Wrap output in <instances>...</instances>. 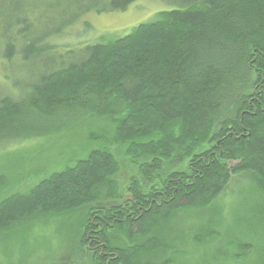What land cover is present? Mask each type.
<instances>
[{"label":"trees","instance_id":"1","mask_svg":"<svg viewBox=\"0 0 264 264\" xmlns=\"http://www.w3.org/2000/svg\"><path fill=\"white\" fill-rule=\"evenodd\" d=\"M137 1L0 0L3 81L31 69L24 82L0 86V147L82 118L111 124L86 133L98 146L74 165L1 200L0 231L37 214L80 211L81 262L172 264L163 258L175 250L168 218L211 205L245 174L260 204L248 206L250 228L228 244L234 251L224 246L213 258L246 264L264 228V0H176L121 38L65 51L53 43L86 15ZM113 146L136 169L125 198ZM216 238L207 228L194 240Z\"/></svg>","mask_w":264,"mask_h":264},{"label":"rangeland","instance_id":"2","mask_svg":"<svg viewBox=\"0 0 264 264\" xmlns=\"http://www.w3.org/2000/svg\"><path fill=\"white\" fill-rule=\"evenodd\" d=\"M176 0H138L125 12L109 14H88L64 35L54 40L59 49H74L93 43L101 38H121L136 26L153 21L159 11L176 8ZM87 25V26H86ZM1 63V62H0ZM4 68L8 69L4 71ZM10 71L0 64V86L12 87L14 82H24L31 69L21 70L12 81H3V73ZM8 75V74H7ZM111 129L106 120L82 118L69 127L51 135L29 139L18 144L0 147V201L14 193H24L51 173L71 167L88 150L97 147L89 142L86 133ZM119 164L117 181L122 197L136 169L129 164L120 146L111 148ZM131 167V168H130ZM260 193L252 185L249 175L233 178L223 195L211 205L203 208L175 212L168 218L164 228L167 242L174 246V252L167 251L172 264H200L203 261L216 264L215 253L224 246L233 252L228 244L233 237L248 232L246 218L248 206L260 204ZM109 203L102 202L99 206ZM112 204V202H111ZM81 212L66 215L37 214L9 231H0V264H89L81 262L77 246V228ZM257 227V226H254ZM207 228L217 233L218 239L196 243L195 236ZM261 235L252 238L255 248L246 264H264V228ZM230 247V248H229ZM157 263L158 261H152ZM219 264H233L220 261Z\"/></svg>","mask_w":264,"mask_h":264},{"label":"flooded vegetation","instance_id":"3","mask_svg":"<svg viewBox=\"0 0 264 264\" xmlns=\"http://www.w3.org/2000/svg\"><path fill=\"white\" fill-rule=\"evenodd\" d=\"M104 256H105V254L101 253V257H103V258H104Z\"/></svg>","mask_w":264,"mask_h":264},{"label":"water","instance_id":"4","mask_svg":"<svg viewBox=\"0 0 264 264\" xmlns=\"http://www.w3.org/2000/svg\"><path fill=\"white\" fill-rule=\"evenodd\" d=\"M102 248L104 249L105 248V245H102Z\"/></svg>","mask_w":264,"mask_h":264}]
</instances>
